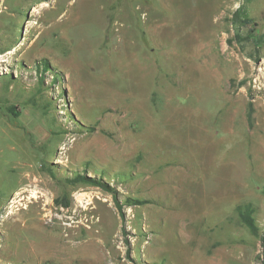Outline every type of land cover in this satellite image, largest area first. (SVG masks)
<instances>
[{
  "label": "rangeland",
  "instance_id": "rangeland-1",
  "mask_svg": "<svg viewBox=\"0 0 264 264\" xmlns=\"http://www.w3.org/2000/svg\"><path fill=\"white\" fill-rule=\"evenodd\" d=\"M12 49L0 264H264V0H0Z\"/></svg>",
  "mask_w": 264,
  "mask_h": 264
},
{
  "label": "bare ground",
  "instance_id": "bare-ground-1",
  "mask_svg": "<svg viewBox=\"0 0 264 264\" xmlns=\"http://www.w3.org/2000/svg\"><path fill=\"white\" fill-rule=\"evenodd\" d=\"M33 13L35 14V16L37 15L39 18L41 17V14H38V10H37V8L36 7H34V9H33ZM35 24V26H34V28L35 29H42L43 27H44V25H42L41 24V18L38 20V22H35L34 23ZM43 31V30H42ZM41 38V37H40ZM38 39L39 38H37L36 37V39L32 42V47H34L35 45H36V43H37V41H38ZM30 44V43H29ZM35 49V48H34ZM33 49V50H34ZM32 50V49H31ZM17 53H19V51L17 50V51H15V49H12V50H8L6 53H3V54H0V55H5V56H14V55H16ZM22 188V187H21ZM29 190V189H28ZM28 191H27V189L26 188H23V189H21L19 192H17L15 195H14V198H13V200L12 201H10V203L12 204L11 205V210H10V212L11 213H13V214H15L16 212H18V211H16V210H14V208H15V206H16V203L18 204V201H20V200H23L21 197L23 196V194H25V193H27ZM21 198V199H20ZM19 199V200H18ZM35 199V198H34ZM20 204V203H19ZM16 209V208H15ZM19 209V208H18ZM41 219V218H40ZM44 219V218H43ZM36 220V219H35ZM44 221V220H43ZM16 222V221H15ZM19 222V221H18ZM20 223V222H19ZM37 224V223H36ZM50 224V223H49ZM43 225H44V223H43ZM42 225V226H43ZM60 225V224H59ZM18 226V225H17ZM25 227V226H24ZM27 227V226H26ZM34 227V226H33ZM56 227H58V226H56ZM29 228V227H28ZM47 228V227H46ZM30 229V228H29ZM28 229V230H29ZM38 229V228H37ZM60 229V228H59ZM35 232L37 231V230H35V229H33ZM40 230V229H39ZM62 230V229H61ZM60 231V230H59ZM65 231V230H64ZM35 232H33V233H35ZM43 232V231H42ZM51 232V231H50ZM38 233V232H37ZM40 233V232H39ZM45 233V232H44ZM54 233V232H53ZM52 233V234H53ZM62 233V232H61ZM66 233V232H65ZM56 234H58V232H56ZM55 234V235H56ZM60 234V233H59ZM40 235V234H39ZM44 235V234H43ZM54 236V235H53ZM60 236H62V235H60ZM58 237V235L56 236V238ZM63 237V236H62ZM74 237V236H73ZM50 239H51V237H49ZM59 238H61V237H59ZM67 238H69V236L67 237ZM40 240V239H39ZM44 240V239H43ZM59 240V239H58ZM62 240V239H61ZM60 240V241H61ZM51 241H54L53 239L52 240H50V242ZM55 241H57L56 239H55ZM47 243L49 244V241H47ZM46 243V244H47ZM52 243V242H51ZM55 243H57V242H55ZM46 244H44L43 245V247L46 245ZM59 244V243H58ZM63 245V244H62ZM47 246H49V245H47ZM51 246V245H50ZM57 246V245H56ZM60 246H61V244H60ZM64 246V245H63ZM53 247V246H52ZM70 247V246H69ZM68 247V248H69ZM62 248V247H61ZM68 248L66 249V251L68 250ZM74 248V247H73ZM41 249V248H40ZM44 249V248H43ZM45 249H47V248H45ZM65 249V248H64ZM77 249V248H76ZM48 250V249H47ZM56 250V249H55ZM70 250H72V248H70ZM77 250H79V249H77ZM43 251V250H42ZM45 251V250H44ZM58 251V250H57ZM61 251V250H60ZM59 251V252H60ZM68 252V251H67ZM73 252V251H72ZM75 252V251H74ZM45 253V252H44ZM61 254H62V252H60ZM70 253V252H69ZM56 255V254H55ZM74 255V254H73ZM67 256V255H66ZM70 256H72V255H70ZM48 257H49V255H48ZM59 258V257H58ZM64 258H66V257H64ZM63 258V259H64ZM62 259V258H61Z\"/></svg>",
  "mask_w": 264,
  "mask_h": 264
},
{
  "label": "trees",
  "instance_id": "trees-1",
  "mask_svg": "<svg viewBox=\"0 0 264 264\" xmlns=\"http://www.w3.org/2000/svg\"><path fill=\"white\" fill-rule=\"evenodd\" d=\"M242 9H239L235 13V22L243 23L245 25H249L252 23L251 19L244 18L242 15ZM236 211L240 216L242 222L253 232L257 233V226L255 224L254 218L252 217L253 207L251 204H240L237 206Z\"/></svg>",
  "mask_w": 264,
  "mask_h": 264
}]
</instances>
